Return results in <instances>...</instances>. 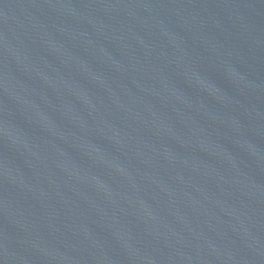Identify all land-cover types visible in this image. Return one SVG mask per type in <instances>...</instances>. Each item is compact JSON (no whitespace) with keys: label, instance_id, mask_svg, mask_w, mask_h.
<instances>
[{"label":"water","instance_id":"95a60500","mask_svg":"<svg viewBox=\"0 0 264 264\" xmlns=\"http://www.w3.org/2000/svg\"><path fill=\"white\" fill-rule=\"evenodd\" d=\"M0 264H264V0H0Z\"/></svg>","mask_w":264,"mask_h":264}]
</instances>
